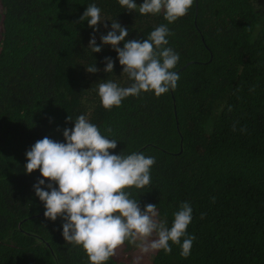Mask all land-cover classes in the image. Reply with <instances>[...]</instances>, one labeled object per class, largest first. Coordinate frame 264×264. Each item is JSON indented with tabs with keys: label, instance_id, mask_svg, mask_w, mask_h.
Instances as JSON below:
<instances>
[{
	"label": "trees",
	"instance_id": "trees-1",
	"mask_svg": "<svg viewBox=\"0 0 264 264\" xmlns=\"http://www.w3.org/2000/svg\"><path fill=\"white\" fill-rule=\"evenodd\" d=\"M93 3L104 21L98 45L112 21L128 28L126 40L168 23L163 12L141 15L143 0L131 12L118 0H0V264H90L64 240L63 218L44 216L33 185L47 178L25 171L26 151L45 136L65 142L79 115L118 140L113 154L155 157L151 185L128 189L141 208L156 204L169 228L182 202L193 209L189 256L171 242L166 254L137 253L139 241H126L106 264H264V0H194L168 24L167 47L180 56L175 90L129 96L111 110L99 84L133 81L111 45L88 47L94 30L79 18ZM105 57L113 72L103 71ZM91 65L101 71L87 72Z\"/></svg>",
	"mask_w": 264,
	"mask_h": 264
},
{
	"label": "clouds",
	"instance_id": "clouds-1",
	"mask_svg": "<svg viewBox=\"0 0 264 264\" xmlns=\"http://www.w3.org/2000/svg\"><path fill=\"white\" fill-rule=\"evenodd\" d=\"M118 2L129 12L137 9L136 0ZM193 4L194 0H143L138 8L141 15L163 12L168 23L155 27L147 39L126 40L128 28L117 20L112 21L111 30L100 36L99 45L95 32L104 22L101 9L94 3L87 6L79 22L87 20L94 30L88 47L96 53L102 50V45H111L123 66L122 72L133 81L127 87L111 80L99 84L98 95L106 110L119 107L125 98L139 96L142 92H154L159 97L170 89L175 90L180 76L173 69L180 56L167 47V37L174 34L168 24L185 16ZM121 42H124L123 47L119 46ZM104 60L103 71L113 72V59L105 57ZM86 71L97 73L101 69L91 65ZM66 119L73 120L70 116ZM74 121L73 128L63 130L65 142L45 136L26 151V173L39 169L42 177L49 181L41 187L45 179L38 178L33 188L44 204V216L52 221L63 218L64 240L82 246L90 264H106L126 241L132 244L139 241L137 246L143 253L163 250L169 254L171 244H176L181 248V256H189L196 239L187 232L192 220L191 205L181 203L169 228L166 221L157 219L156 204L148 203L141 208L140 202L128 191L151 185L155 157L145 156L143 152L113 154L110 150L116 149L118 140L103 135L86 115H79ZM107 131L111 133L112 129Z\"/></svg>",
	"mask_w": 264,
	"mask_h": 264
},
{
	"label": "rangeland",
	"instance_id": "rangeland-1",
	"mask_svg": "<svg viewBox=\"0 0 264 264\" xmlns=\"http://www.w3.org/2000/svg\"><path fill=\"white\" fill-rule=\"evenodd\" d=\"M137 253H140L141 252V250H140V248L139 247H137L136 246V250H135Z\"/></svg>",
	"mask_w": 264,
	"mask_h": 264
}]
</instances>
